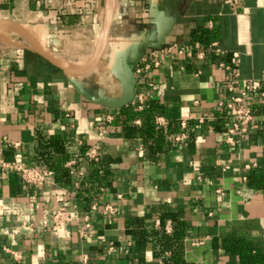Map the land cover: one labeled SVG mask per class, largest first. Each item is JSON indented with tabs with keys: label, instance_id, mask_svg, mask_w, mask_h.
<instances>
[{
	"label": "crops",
	"instance_id": "0c3cea01",
	"mask_svg": "<svg viewBox=\"0 0 264 264\" xmlns=\"http://www.w3.org/2000/svg\"><path fill=\"white\" fill-rule=\"evenodd\" d=\"M105 1L0 0V21L23 25L80 70L65 72L18 33L0 31V162L45 166L39 138H54L62 149L53 160L71 174L64 186L54 176L33 185L0 172V264H157L152 233L175 230L196 264H240L225 250L230 237L264 252V190L247 179L264 167V96L251 101L254 118L238 144L225 142L221 118L197 121L229 94L220 61L240 78H264V0H109L103 49L85 69L99 49ZM167 46L159 66L144 68L146 54ZM123 108L137 112L127 124L134 130L115 121ZM149 119L162 133L144 134ZM180 119L187 135L175 141ZM90 146L100 154L94 180L83 156ZM93 200L117 211L91 213L85 236ZM61 205H75L77 218L53 231L43 220Z\"/></svg>",
	"mask_w": 264,
	"mask_h": 264
},
{
	"label": "built area",
	"instance_id": "2783aa9c",
	"mask_svg": "<svg viewBox=\"0 0 264 264\" xmlns=\"http://www.w3.org/2000/svg\"><path fill=\"white\" fill-rule=\"evenodd\" d=\"M224 3L237 5L239 0H222ZM173 46L160 48L159 50H152L143 58L144 68L150 66H159L160 57L165 51L169 52ZM218 67L224 70L230 82L226 85V90L229 92L227 98L220 99L215 105V114L207 118L200 117L198 122H203L207 119L221 118L223 120L225 142L229 145L240 143L244 135L247 133L250 124L254 118V110L251 105L255 95L264 96V78L262 79H243L239 77V73L235 70L232 64L220 61ZM141 67L138 66L137 71ZM139 108L144 106V101L141 95H138L137 102H134ZM156 123L159 126H164L165 121L162 117H157ZM180 126L182 131L176 133L173 138L175 141L183 140L187 135L188 124L185 119H180ZM87 162L99 161L100 154L96 146H90L85 152ZM75 160L69 162L70 165L74 164ZM10 171L15 173L21 182L25 184H42L51 179L53 171L49 168L42 167H25L22 163L16 161L0 162V172ZM77 184V183H76ZM99 190H103L100 187ZM117 211L116 206L106 203L102 207L99 202L93 200L89 203L88 212L83 216L84 224L82 234L88 236L91 233V213L94 214H109L114 215ZM53 221L52 230L56 231L59 227L67 222L77 218L76 206H58L51 210L49 217L43 220V224L47 225L48 219ZM168 229V227L166 228ZM15 257V255L13 254Z\"/></svg>",
	"mask_w": 264,
	"mask_h": 264
},
{
	"label": "trees",
	"instance_id": "16d2710c",
	"mask_svg": "<svg viewBox=\"0 0 264 264\" xmlns=\"http://www.w3.org/2000/svg\"><path fill=\"white\" fill-rule=\"evenodd\" d=\"M203 38V36H202ZM206 38V37H205ZM152 108L149 109V112ZM137 115V112L133 108H123L116 116L115 121L119 120L124 125H129L131 119ZM131 130H134V126H128ZM146 136L158 131L154 127L151 119H149L146 126L141 128ZM160 131V132H159ZM39 157L42 160L43 165L53 171L55 180L60 185L67 186L71 180V174L68 168L62 166L60 163H55L51 152L61 151L62 145L59 144L54 138H39ZM85 152L83 156L85 157ZM99 162L92 161V170L89 178H94L99 174ZM249 185L264 190V167H258L249 170L247 174ZM152 237L156 239L158 244H154L156 255L159 258L157 264H196L188 262L184 258L182 240L184 233L182 231L175 230L172 234L160 233L158 236L152 233ZM225 250L229 253H234L239 257L240 264H264V252L251 245L246 238L230 237L224 241Z\"/></svg>",
	"mask_w": 264,
	"mask_h": 264
},
{
	"label": "water",
	"instance_id": "95a60500",
	"mask_svg": "<svg viewBox=\"0 0 264 264\" xmlns=\"http://www.w3.org/2000/svg\"><path fill=\"white\" fill-rule=\"evenodd\" d=\"M108 6H109V0H106L105 1L104 26H103L102 38H101V42L99 45V49L97 51L96 56L92 60V62L85 69L91 68L96 64V62L99 59V55L103 49L105 38H106V28H107V20H108ZM2 30H11V31H14V32L18 33L19 35H21L28 42V44L31 46V48L35 52H37L38 54L43 56L45 59H47L49 62H51L55 66L59 67L60 69L64 70L65 72L76 73V72L80 71V70L72 69V68H69V67L63 65L58 60H56L54 57H52L49 53H47L40 46V44L33 37V35L23 25L15 22V21H12V20H2V21H0V31H2Z\"/></svg>",
	"mask_w": 264,
	"mask_h": 264
}]
</instances>
